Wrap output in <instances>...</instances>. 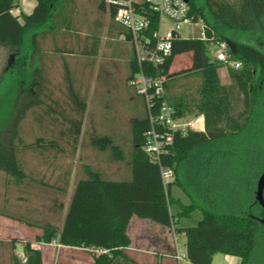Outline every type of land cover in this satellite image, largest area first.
Listing matches in <instances>:
<instances>
[{"label": "trees", "instance_id": "1", "mask_svg": "<svg viewBox=\"0 0 264 264\" xmlns=\"http://www.w3.org/2000/svg\"><path fill=\"white\" fill-rule=\"evenodd\" d=\"M17 2L0 0V44L24 54L35 49L39 30L53 31L59 25L61 18H65V7L64 0H36L33 11L22 14L20 21L11 12ZM188 2L193 20H202L204 24L206 40L233 41L236 50L231 51V56L242 62L238 69L228 68L231 83L222 85L216 72L220 63L212 61L206 53L205 39L197 36L174 40L171 54L161 65L167 98L177 114L184 115L191 106L180 96L169 95L170 90L177 79L199 72L202 86L192 107L203 115L204 128L189 130L184 135L173 133L169 152L159 154L155 160L144 150L150 121L140 96L144 113L131 124L129 177L104 178L98 170L86 165L84 175L75 181L61 228L50 222L39 224L42 232L34 242L57 241L80 247L91 255L92 264H138L123 248L128 241L125 232L132 216L170 227L179 218L189 217L193 210L199 209L202 216L194 225L175 227L177 233L184 234L186 259L190 263L211 264L213 255L222 253L239 257L240 264H264V209L255 198L257 180L264 169V0ZM108 6L113 18L115 7ZM97 45L95 40L93 48L83 54L94 55ZM186 53H189L188 64L172 70L175 59ZM19 60L22 65L25 63L24 58ZM22 70L14 80L13 104L20 98L22 87L32 79L27 70ZM64 70L69 111L57 110L56 100L49 110L67 124L60 135L70 139L75 154L86 100L73 87L66 65ZM138 70L131 54L128 79ZM238 97L242 107L234 112ZM37 103L30 101L25 105L24 102L23 106ZM7 126L8 122L0 125V169L12 182L20 183L26 176L17 157L18 147L66 153L54 138H37L34 144L23 142L17 137L16 122L5 136L3 131ZM91 144L100 150L109 148L116 160L123 158L121 148L109 136L92 137ZM161 166L173 170V179L167 184L162 180ZM68 175L69 170L64 173L61 185L58 181H39L65 194ZM173 184L188 196L189 203L172 196ZM173 204L179 206L176 214L169 210ZM22 252L21 259L11 255L12 264H43L41 250L32 242H24Z\"/></svg>", "mask_w": 264, "mask_h": 264}, {"label": "rangeland", "instance_id": "2", "mask_svg": "<svg viewBox=\"0 0 264 264\" xmlns=\"http://www.w3.org/2000/svg\"><path fill=\"white\" fill-rule=\"evenodd\" d=\"M64 7L65 18H61L53 31L49 28L39 30L34 50L29 49L24 54H19L16 49L10 50L0 44V125L8 122V128H3V134L6 136L16 122L17 137L23 142L34 144L37 138H54L65 148L66 153L58 154L53 150L42 152L39 149H23L19 145L17 157L23 163L25 173L30 171L38 180L41 172L45 170L42 180L56 182L57 175L66 168L71 171L72 178L77 179L84 175L86 165L98 170L104 178H128L131 124L144 113L140 96L128 84L131 57L129 47L120 40L121 27L110 16L107 0H64ZM164 25L171 27L168 21ZM202 28L203 22L199 20L192 25L183 24L178 32L181 38H191L199 36ZM95 40L98 44L96 53L83 54V51L93 48ZM187 54L189 53L178 56L172 69L186 66L189 56ZM22 58L25 59L23 65L19 63ZM64 65L69 70L73 87L86 100L75 154H72L70 139L60 135L67 124L57 113L51 114L49 110V106L56 100L59 104L57 110L61 109L65 113L69 111ZM22 68L31 74L32 79L28 85L22 87L20 98L13 104L11 99L16 88L14 80L23 71ZM228 68L227 64H220L216 70L218 81L222 85L231 83ZM201 86L202 76L199 72L181 77L173 84L169 95L180 96L191 106L185 112V117L200 114L192 107V103L199 97ZM30 101L38 103L27 108L23 106L24 102L26 105ZM234 107V112L242 107L240 97ZM95 136H109L121 148L123 158L116 160L109 148L100 150L93 146L91 138ZM10 179L0 169V213H7L6 216L19 214L27 221L35 220L40 224L50 222L58 228L62 226L72 197L71 188L67 186L66 193L61 194L52 187L35 182H28L24 187L23 181V185L16 186ZM178 190L176 185H171L172 195H177ZM197 212H191L189 217L181 220L189 221L199 214ZM4 222L0 232V264H12L8 261V247L15 238L9 239L7 234L12 235L15 231L9 227L10 221ZM39 232L41 234V228ZM36 236L32 237L33 242ZM184 242L185 238L181 235L178 238L179 247ZM48 244L54 243H42L40 246L48 248ZM20 245L23 246L22 243ZM55 245L58 248V243ZM65 251H69L68 254L73 258L80 257L82 253L74 248L63 250ZM10 253L23 258L16 249H11ZM48 262L46 258L45 263ZM52 262L50 264H55ZM216 264L230 263L217 259Z\"/></svg>", "mask_w": 264, "mask_h": 264}, {"label": "built area", "instance_id": "3", "mask_svg": "<svg viewBox=\"0 0 264 264\" xmlns=\"http://www.w3.org/2000/svg\"><path fill=\"white\" fill-rule=\"evenodd\" d=\"M107 4L115 7L113 21L121 27L120 40L129 45L139 67L128 84L145 101L150 127L146 131L144 150L156 160L159 154L169 152L173 133L184 135L189 130L204 128L202 114L191 117L177 114L167 98L166 78L161 73V65L171 54L174 40L181 38L178 30L183 24L196 22L190 14L188 0H107ZM166 21L171 27L164 25ZM199 37L206 40L204 24ZM206 53L213 61L233 69L242 66L240 60L232 58L226 40H206ZM160 170L164 184L173 179L171 168L161 166ZM178 238L173 230L175 250L171 256L177 264L186 259L185 245L179 247Z\"/></svg>", "mask_w": 264, "mask_h": 264}, {"label": "crops", "instance_id": "4", "mask_svg": "<svg viewBox=\"0 0 264 264\" xmlns=\"http://www.w3.org/2000/svg\"><path fill=\"white\" fill-rule=\"evenodd\" d=\"M36 5V0H18L17 5L11 10L13 15L19 16V20L22 21L21 15L22 14H30L34 7ZM121 30V29H120ZM125 43V42H124ZM127 44V43H125ZM5 47H7L10 50H13L10 46L7 44H3ZM128 45V44H127ZM129 47V45H128ZM39 50V48L37 47ZM34 50V49H33ZM130 51V48H129ZM12 54V53H11ZM131 54V51L129 52ZM177 59V58H176ZM175 59V61H176ZM174 61V62H175ZM190 61L188 56V62ZM187 62V64H188ZM174 64V63H173ZM173 66V65H172ZM172 69V67H171ZM174 70V69H172ZM176 70V69H175ZM69 169H64L62 173L57 175L56 180L60 183L62 179L64 180L63 176L64 173ZM39 171V170H38ZM43 170L41 172L40 178H44V172ZM25 181L24 187L28 185V182L32 183L35 182L37 184H40V181L38 178H35V176H32L30 171H26V176L23 178L22 182ZM76 179L72 178L71 171L69 170L68 175V188H71L73 192V187L75 184ZM12 182V181H11ZM22 182H12L16 186L17 185H23ZM63 182V181H62ZM176 187H178L176 185ZM178 194L172 195L174 198H178L182 203L187 204L190 202L188 196L181 190L180 187H178ZM26 190V189H25ZM171 191V188H170ZM172 194V193H171ZM169 210L172 214H176L179 211V206L177 204H173L169 206ZM194 211H198L197 214L193 219L191 220H181V217L178 219V223L172 224L170 227L162 226L159 224H156L150 220L138 218L136 216H132L130 219V222L128 224V227L126 229L125 235L128 239L126 245L123 246L125 252L134 259L138 264H177V261L174 257L171 256V254L175 250V244L173 241V230H175V227H187L194 225L202 216L201 210L195 209ZM8 215L7 213L1 212L0 213V232L3 229L4 221H10L9 227L13 228L15 231L12 235L7 234V238H15L12 240V243L8 247V261L11 263V249L12 246L16 247V250L19 251L18 248H22L20 245L23 244L26 241L32 242L34 247H37L41 250L42 253V262L43 264H46V258L48 259V264L50 262L52 263H59V264H92V257L91 255L84 249L80 247H71V246H65L59 244L57 241L53 242L54 244H48V248H41L40 245L42 243H34L32 240V237L35 235H39L40 227L38 226L40 223L38 221H27L23 217H21L19 214L17 215ZM199 216V217H198ZM182 222V223H181ZM22 223V224H21ZM30 223V224H29ZM42 224V223H41ZM39 228V229H38ZM61 228V227H60ZM177 233V232H176ZM178 237L184 236L183 233H177ZM185 238V237H184ZM55 243H58V248L56 247ZM185 243V242H184ZM182 243V245L184 244ZM39 244V245H37ZM45 244V243H43ZM179 244V243H178ZM77 249L82 251L80 253V257L73 258L72 255H69L67 251L63 252L65 249ZM57 251V254H56ZM71 251V250H70ZM20 254L23 257V252L19 251ZM61 255L59 256V254ZM82 254V255H81ZM58 255V258L56 257ZM221 255V256H217ZM18 257V256H17ZM46 257V258H45ZM222 257V258H218ZM55 259V260H53ZM217 259H223L224 261L230 263V264H240V258L233 255L228 254H219L216 253L213 255L211 264H216ZM1 260V259H0ZM71 262V263H70ZM179 264H192L187 259H184Z\"/></svg>", "mask_w": 264, "mask_h": 264}, {"label": "water", "instance_id": "5", "mask_svg": "<svg viewBox=\"0 0 264 264\" xmlns=\"http://www.w3.org/2000/svg\"><path fill=\"white\" fill-rule=\"evenodd\" d=\"M227 43L229 44V47L231 49L232 52H235L236 50V45L233 41L227 39L226 40ZM264 169L261 172L258 180H257V187H256V192H255V198L257 200V202L259 203V205L264 209ZM19 251H22V248H18Z\"/></svg>", "mask_w": 264, "mask_h": 264}]
</instances>
